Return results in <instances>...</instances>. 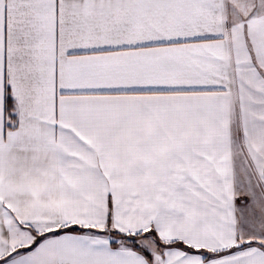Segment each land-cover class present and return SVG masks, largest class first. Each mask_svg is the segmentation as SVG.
I'll return each instance as SVG.
<instances>
[{
    "label": "snow or ice",
    "instance_id": "snow-or-ice-1",
    "mask_svg": "<svg viewBox=\"0 0 264 264\" xmlns=\"http://www.w3.org/2000/svg\"><path fill=\"white\" fill-rule=\"evenodd\" d=\"M0 264H264V0H0Z\"/></svg>",
    "mask_w": 264,
    "mask_h": 264
}]
</instances>
